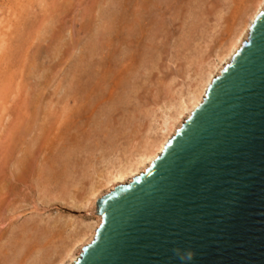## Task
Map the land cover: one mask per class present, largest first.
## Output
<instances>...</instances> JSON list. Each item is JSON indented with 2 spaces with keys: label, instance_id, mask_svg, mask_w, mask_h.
<instances>
[{
  "label": "rangeland",
  "instance_id": "374dc122",
  "mask_svg": "<svg viewBox=\"0 0 264 264\" xmlns=\"http://www.w3.org/2000/svg\"><path fill=\"white\" fill-rule=\"evenodd\" d=\"M259 1L0 0V264L64 259L96 216L81 208L91 188Z\"/></svg>",
  "mask_w": 264,
  "mask_h": 264
},
{
  "label": "water",
  "instance_id": "95a60500",
  "mask_svg": "<svg viewBox=\"0 0 264 264\" xmlns=\"http://www.w3.org/2000/svg\"><path fill=\"white\" fill-rule=\"evenodd\" d=\"M73 264H264V10L151 166L100 198Z\"/></svg>",
  "mask_w": 264,
  "mask_h": 264
},
{
  "label": "bare ground",
  "instance_id": "6f19581e",
  "mask_svg": "<svg viewBox=\"0 0 264 264\" xmlns=\"http://www.w3.org/2000/svg\"><path fill=\"white\" fill-rule=\"evenodd\" d=\"M263 10L264 0H260L255 10L247 16L243 28L234 37L229 48L224 53L217 55L213 62L202 68L200 73L197 74L198 79L195 84L184 96L178 99L176 104L169 108L168 111L170 112L168 114H164L160 117L161 120L159 124L151 129L149 138L147 137L148 139L145 141L142 150L130 160L113 167V169L108 171L105 177H103L101 183L91 188L81 208L88 214L94 211L96 216L93 217L91 222L86 225L84 224V229L79 232L78 239L75 241L72 248L66 252L64 259H62L59 264H73L79 258L82 249L94 239L97 229L102 224V218L96 212V205L100 199L101 191L106 189L109 193L119 185L128 184L133 178L144 173L161 155L168 141L191 116L194 110L203 102L212 80L220 75L222 70L230 64L233 56L241 45L248 40L250 28L255 18ZM77 248H79V250L75 255L74 252Z\"/></svg>",
  "mask_w": 264,
  "mask_h": 264
},
{
  "label": "clouds",
  "instance_id": "9594fccd",
  "mask_svg": "<svg viewBox=\"0 0 264 264\" xmlns=\"http://www.w3.org/2000/svg\"><path fill=\"white\" fill-rule=\"evenodd\" d=\"M175 255L179 261V264H191L193 253L191 251H181L179 249L174 250Z\"/></svg>",
  "mask_w": 264,
  "mask_h": 264
}]
</instances>
